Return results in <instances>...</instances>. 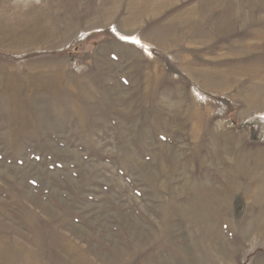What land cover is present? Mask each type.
<instances>
[{
  "label": "rangeland",
  "instance_id": "1",
  "mask_svg": "<svg viewBox=\"0 0 264 264\" xmlns=\"http://www.w3.org/2000/svg\"><path fill=\"white\" fill-rule=\"evenodd\" d=\"M0 264H264V0H0Z\"/></svg>",
  "mask_w": 264,
  "mask_h": 264
}]
</instances>
